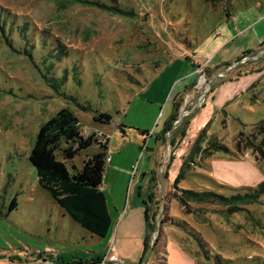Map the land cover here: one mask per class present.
I'll return each instance as SVG.
<instances>
[{"label": "rangeland", "instance_id": "obj_1", "mask_svg": "<svg viewBox=\"0 0 264 264\" xmlns=\"http://www.w3.org/2000/svg\"><path fill=\"white\" fill-rule=\"evenodd\" d=\"M223 4L0 0V264H89L106 240L114 245L125 214L142 220L117 244L130 257L140 249L139 264H168L170 242L194 264H264V19L255 21L259 8L241 14L248 45L233 51L238 24H215ZM228 36L233 43L216 50ZM195 80V96H182L163 130L164 104ZM63 107L96 139L65 160L70 171L109 139L102 185L119 222L107 237L73 219L30 161L41 125ZM100 113L111 122L97 121ZM238 195L249 202H234ZM108 249L101 264L125 263Z\"/></svg>", "mask_w": 264, "mask_h": 264}, {"label": "trees", "instance_id": "obj_2", "mask_svg": "<svg viewBox=\"0 0 264 264\" xmlns=\"http://www.w3.org/2000/svg\"><path fill=\"white\" fill-rule=\"evenodd\" d=\"M96 120L108 124L112 115L100 113ZM258 124L257 134H264V120ZM79 125V118L68 107L61 108L41 125L30 161L37 171L39 183L51 193L57 203L88 231L106 237L113 222L107 195L102 189L109 139L105 143L99 142L102 150L86 159L81 169L72 172L65 160L75 158L82 150L96 142L94 136L84 137ZM172 127L173 123L167 125L168 130ZM185 134L186 132H183V136ZM64 143L67 146H63ZM210 146L214 151L227 150L216 141H212ZM262 146L259 145L258 148L264 151ZM58 151H61L63 159L58 157ZM259 188L263 190L264 183H261ZM188 194L201 198L206 192L189 191ZM233 199L236 203H243L247 202L249 197L238 195ZM13 204L17 206L15 201Z\"/></svg>", "mask_w": 264, "mask_h": 264}, {"label": "crops", "instance_id": "obj_3", "mask_svg": "<svg viewBox=\"0 0 264 264\" xmlns=\"http://www.w3.org/2000/svg\"><path fill=\"white\" fill-rule=\"evenodd\" d=\"M225 5H228V7H224ZM252 6V7H250ZM251 8H259L261 10V15L255 20H259V19H264V1L262 2H257V3H250L249 0H225V4L222 5V7H218L215 9V12H217L216 16H215V24L216 25H220V28L221 26H223V24L226 22L229 26H232L233 24L237 25L238 24V32L237 34H239V36L237 37L238 40H240L236 46H232V50L233 51H244L247 49V43L244 41V40H241L243 37H244V34L247 32L245 29L247 27H249L248 25L245 26V27H240L241 24L243 23H240V26H239V19L241 16V14L246 11V9H251ZM223 9V10H222ZM221 11H226L227 12V16H223L219 13H221ZM235 14L237 17H235ZM236 21V22H235ZM219 22H221V24H218ZM237 23V24H236ZM218 28V29H220ZM217 29V28H215ZM233 36V35H232ZM232 36H228L224 41H221L218 45H217V49L218 50L219 48L223 47L224 48H227L229 47L232 43H233V40L231 39ZM257 43H255V41L251 44V46H256ZM261 49H264V48H261ZM253 52H257V51H253ZM170 63H173V62H170ZM236 63V62H235ZM230 69H232V65H229ZM223 70H218L217 72H210L211 74H214V76L218 75L219 73H221ZM227 72V71H225ZM180 80V79H179ZM181 80H185V79H181ZM178 86L181 82H176ZM196 83V80L194 83H187L186 86L184 87V89H180L178 91V93L176 94V96L174 98H172V95L171 97H169L170 100H167L166 103L164 104L165 106V113L163 112V118H164V127H163V130L166 128V126L168 124H171L174 122V119L177 118V110H178V105L177 103L180 101V99L182 98L183 95L187 94V101L189 99H193V97L195 96L194 94V90H193V87ZM176 86L174 88H176ZM174 92V91H173ZM186 96V95H185ZM183 106H181L180 108H182ZM174 124V123H173ZM177 127H174L172 129L175 130ZM157 129V128H156ZM189 129V128H188ZM157 137L158 139V136H159V133L154 132L153 135H151L150 137ZM109 145V144H108ZM258 174L260 175L261 173L258 172ZM261 177H263L261 175ZM162 178V177H161ZM102 189H103V185H102ZM108 200V198H107ZM108 207H109V211H110V214H111V217H112V227L110 229V232L108 233V235L110 233L113 232V229H114V226L117 225V223L119 222L116 218V216L113 215V212H112V209L110 207V204H109V201H108ZM125 217H126V214L125 216L122 218L120 224L118 225L117 229L114 231V233L112 234V239L115 238L114 240V245H112L113 243V240H112V243H109L107 240H102L105 241V248L103 249H100L98 251H92L94 252L91 257L88 259L90 261L89 264H101L100 263V259L105 256V254L109 251L108 249V246L111 245L112 247V252L114 254H116L117 256H122V257H125L126 261L124 264H139V255L141 254L142 251H140V249L138 250V256H134V257H130L129 255H127L126 253H124L123 255V251H121V249L118 247V244L117 242H119V244H123L124 242V239H125V232H127L129 229L132 228L133 224H135L136 222L139 223V221L142 220V218L140 216H136V218L133 219V217L130 218L129 221L127 222H124L125 220ZM148 219V217H147ZM107 235V236H108ZM114 235V236H113ZM106 236V237H107ZM142 240H145L144 241V248H146L147 246V243H148V237L145 239V233L143 235V238ZM100 241V240H99ZM147 242V243H146ZM168 248L170 249V252L172 250V257L169 255L168 253V261L169 263L168 264H194L193 260L188 256V254L182 249V247L175 243V242H170L168 244ZM63 264H65V262H63ZM103 264H115L113 262H106V263H103ZM123 264V263H122Z\"/></svg>", "mask_w": 264, "mask_h": 264}, {"label": "built area", "instance_id": "obj_4", "mask_svg": "<svg viewBox=\"0 0 264 264\" xmlns=\"http://www.w3.org/2000/svg\"><path fill=\"white\" fill-rule=\"evenodd\" d=\"M111 259H112V260H113V259L115 260L116 258H115V256L113 255V256L111 257Z\"/></svg>", "mask_w": 264, "mask_h": 264}, {"label": "water", "instance_id": "obj_5", "mask_svg": "<svg viewBox=\"0 0 264 264\" xmlns=\"http://www.w3.org/2000/svg\"><path fill=\"white\" fill-rule=\"evenodd\" d=\"M218 75H222V73H219Z\"/></svg>", "mask_w": 264, "mask_h": 264}]
</instances>
